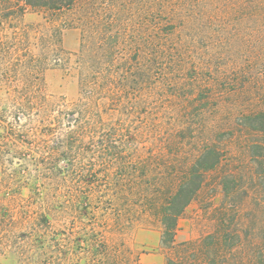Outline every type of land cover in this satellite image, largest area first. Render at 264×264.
<instances>
[{
	"label": "rangeland",
	"instance_id": "374dc122",
	"mask_svg": "<svg viewBox=\"0 0 264 264\" xmlns=\"http://www.w3.org/2000/svg\"><path fill=\"white\" fill-rule=\"evenodd\" d=\"M160 1L84 0L73 12L88 8L92 23L101 17V26L90 27L94 43L119 29L127 33L152 30L156 22L151 15L161 8L162 15L179 13L180 20L191 13L190 25L198 34L193 55L201 65L196 78H187V64L181 72L173 64L170 71L175 74L151 73V82L144 81L137 92L122 95L124 108L117 104L120 98L109 96L103 101L108 108L99 112L104 123L121 120L133 129L139 163L152 164L157 171L147 177L151 185L144 187L150 191L156 187L173 189L174 169L177 173L185 169L200 146L213 145L222 152L221 162L204 174L199 192L179 218L173 246L161 244V225L152 216L141 214V208H132L140 215L121 222L98 214L95 220L78 214L76 207L82 204L79 191L86 188V172L76 169L77 174H72L70 168L49 172L54 162L49 160L51 149H44L49 161L47 165L39 163V174L30 163L23 169L19 167L23 160L0 156V264H23L13 249V241L33 231L45 241L46 247L37 252L45 253V264H98L99 255L106 264H184L185 259L191 264H257L251 262L245 240L249 237L251 243L257 241V237L248 236L250 227L257 216L255 227L263 219L252 196L257 194L264 200V180L258 182L264 177V150H248L246 145H264V133L246 130L238 116L264 108V0ZM19 7L23 6L12 5V9ZM69 16L70 12L57 15L29 7L23 14L16 11L11 20L2 21L0 34L25 31L29 44L24 38L17 51L39 55L37 38L45 34L41 25L60 23ZM161 24L167 25L165 21ZM61 38L64 57L58 65L43 69L42 81L51 103L70 109L81 98V33L67 29ZM4 59L10 61L12 56ZM150 59L141 56L139 61L151 67ZM178 128V135H174ZM168 141L175 143L179 154L176 148L170 153L162 152ZM151 151H161L164 159L148 163ZM56 165L67 167L63 162ZM87 203L94 213L98 201L88 199ZM221 217L238 224L237 232L231 226V233H239L241 248L229 254L218 252L214 246L201 251V242L216 231ZM84 240L95 243L92 246ZM78 244L81 248H77ZM96 244L103 245V254Z\"/></svg>",
	"mask_w": 264,
	"mask_h": 264
},
{
	"label": "trees",
	"instance_id": "16d2710c",
	"mask_svg": "<svg viewBox=\"0 0 264 264\" xmlns=\"http://www.w3.org/2000/svg\"><path fill=\"white\" fill-rule=\"evenodd\" d=\"M83 1L0 0V26L2 21L11 20L16 11L23 14L29 7L41 8L57 15H68L70 12L67 20L41 25L45 34L37 38L36 44L41 52L39 55L30 54L29 51L22 55L17 51L24 38L29 44V36L25 31H15L9 36L0 34V156L6 154L12 159L23 160L24 162L19 163V167L23 169H27L30 163L38 174L41 167L39 163L47 165L49 160L54 162L49 167V172L52 173L68 168L72 174L85 171L87 184L85 189L79 191L82 204L76 207L78 214L86 218L93 216V220L98 214L104 219L110 217L121 222L140 215L132 208H141V214L152 216L161 225V244L171 247L179 218L199 192L204 174L221 162L222 152L213 145L200 146L185 169H181L180 173L174 169L172 177L176 181L173 189L168 191L156 187L150 191L144 187L146 184L151 185L148 184L147 177L157 171L152 164L139 163V149L138 145H134L133 129L129 125L124 126L121 120L104 123L99 112L108 108L103 101L109 96L120 98L117 104L124 108L122 95L137 92L144 81L147 84L151 80V73L159 71L164 76L175 74L170 71L173 64L180 72L187 64L186 76L190 81L194 80V75L201 66L200 59L193 55V49L198 43L197 29L190 25L191 13L180 20L179 13L162 15L161 8L158 13L151 15L156 22L152 30L127 33L119 29L107 33L104 40L101 38V41L94 43L95 35L90 27L93 24L101 26V17L96 23H92L88 8L82 7L74 13L73 9ZM13 4L17 7L21 4L23 7L12 9ZM162 21L167 25H162ZM108 23L105 24L108 26ZM67 29L79 30L81 33L78 61L81 98L70 109L64 105L61 109L58 107L60 104L51 103L45 94L42 72L46 66H55L62 61L65 53L61 36ZM9 54L12 60L6 61L4 58ZM141 56L152 58L149 60L151 67L142 65L139 61ZM238 120L242 121V127L246 130L264 133V108L243 112ZM175 131L174 135H178L179 128ZM162 141L165 143L167 140ZM164 146L163 153H170L176 148L179 154V148L174 142L168 141ZM246 147L248 150H264V145L261 144H247ZM44 149H51L49 160L45 159ZM162 152H149L148 163H158L164 159ZM179 160L184 163L181 157ZM58 162L65 163L67 167L59 168L56 165ZM261 180H264L263 176L258 182ZM88 199L98 201L94 213L88 207ZM252 199L263 219L255 227L257 216L250 227L251 234L248 236L257 237V241L251 243L249 237L245 241L249 245L251 262L264 264V200H260L257 194ZM237 225L230 219L228 221L227 217H221L216 231L204 237L201 242V251L214 246L218 252L225 251L229 254L241 248L239 233H235ZM231 226L235 229L233 235ZM34 232L21 234L13 241V249L23 264H45V253H37L38 250L43 251L45 241L39 233L35 236L37 232ZM82 242H91L92 246L95 243L94 240ZM96 245L98 250H103V245ZM77 248H81L79 244ZM100 253L103 254V251ZM101 257L102 255L96 256L98 264H106ZM191 262L185 259L184 264ZM168 264L173 262L169 261Z\"/></svg>",
	"mask_w": 264,
	"mask_h": 264
}]
</instances>
